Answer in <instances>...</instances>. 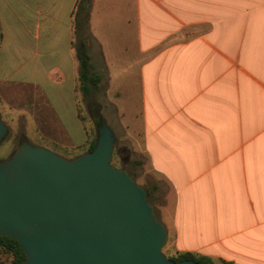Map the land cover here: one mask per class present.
<instances>
[{
  "label": "crops",
  "instance_id": "obj_1",
  "mask_svg": "<svg viewBox=\"0 0 264 264\" xmlns=\"http://www.w3.org/2000/svg\"><path fill=\"white\" fill-rule=\"evenodd\" d=\"M77 2L0 0L1 119L76 157L95 139L78 108L90 113ZM85 42L92 123L113 110L147 159L174 254L264 264V0H91Z\"/></svg>",
  "mask_w": 264,
  "mask_h": 264
},
{
  "label": "water",
  "instance_id": "obj_2",
  "mask_svg": "<svg viewBox=\"0 0 264 264\" xmlns=\"http://www.w3.org/2000/svg\"><path fill=\"white\" fill-rule=\"evenodd\" d=\"M7 127L0 116V143ZM114 136L101 120L92 151L66 159L21 142L0 160V236L22 264H199L170 260L167 231L147 191L111 165Z\"/></svg>",
  "mask_w": 264,
  "mask_h": 264
},
{
  "label": "rangeland",
  "instance_id": "obj_3",
  "mask_svg": "<svg viewBox=\"0 0 264 264\" xmlns=\"http://www.w3.org/2000/svg\"><path fill=\"white\" fill-rule=\"evenodd\" d=\"M191 35L192 32L190 33L189 36ZM79 81H80V77H79ZM79 90L83 94L81 90V81H80ZM96 93H97L96 90L90 89V93H89L90 98L88 99L90 104V109H89L90 113H87L86 107H84V103H80L78 106L79 111L82 114L83 118L88 122L90 128V135L93 138H95L96 136V127L92 123V120H94L97 117V114L95 113V108L92 107V103H95L96 101L99 100L96 97ZM82 101H84V99ZM105 111H106V107H105ZM118 117H119L118 114L113 110L103 114L104 121L114 132V136H115V144L111 158V165L114 166L115 168L126 170L128 173H130L133 176L132 178L134 179L135 183L142 187L144 186V181L141 178V176H145V178H147L148 181H150L151 183H155V178L153 177L152 172L150 171L147 159L144 157V155L136 153L132 148L131 143L127 141V139H125L126 137L125 132L123 131L124 129L122 128V125H120ZM6 127H7V135L0 143V159L6 158L18 147L21 141H24L23 135L27 138L28 142H30L28 143L29 145L39 146L37 144L39 143V140L35 135L36 133L33 127L29 126L24 130L21 124L19 128L11 125H6ZM42 148L48 149L51 152L58 154L66 159H71L76 157V154L74 153H72L73 155L70 154L63 155V153H57L49 147H42ZM172 242H173L172 237L169 236L162 249L163 253L166 255L167 258H172L177 256L174 254L173 250L171 249ZM10 260H11L10 254L0 249V264H10Z\"/></svg>",
  "mask_w": 264,
  "mask_h": 264
},
{
  "label": "trees",
  "instance_id": "obj_4",
  "mask_svg": "<svg viewBox=\"0 0 264 264\" xmlns=\"http://www.w3.org/2000/svg\"><path fill=\"white\" fill-rule=\"evenodd\" d=\"M91 8V0H78L76 4V10L74 12V34L75 41L74 48L79 63V77L81 81V90L83 95L90 93V89H95L97 86V76L92 72L89 64V55L87 52V46L85 42V31L87 28L89 13ZM100 125V122L96 124V127ZM96 142V136L93 142H91L86 152H90L94 149ZM129 175L133 177L130 173ZM149 200V195H148ZM0 249L7 252L11 256L10 264H22L25 255L21 250L20 245L8 237L0 236ZM170 260L178 263L183 260H191L199 264H212L210 260L206 258H196L190 254H180L176 257L169 258Z\"/></svg>",
  "mask_w": 264,
  "mask_h": 264
},
{
  "label": "flooded vegetation",
  "instance_id": "obj_5",
  "mask_svg": "<svg viewBox=\"0 0 264 264\" xmlns=\"http://www.w3.org/2000/svg\"><path fill=\"white\" fill-rule=\"evenodd\" d=\"M21 142H23V141H21ZM8 156H9V155H8ZM8 156H7V157H8ZM7 157H6V158H7ZM3 159H5V158H3ZM3 159H0V160H3Z\"/></svg>",
  "mask_w": 264,
  "mask_h": 264
}]
</instances>
